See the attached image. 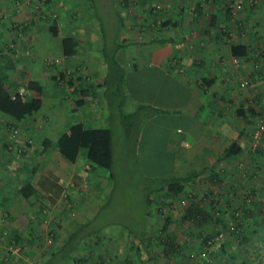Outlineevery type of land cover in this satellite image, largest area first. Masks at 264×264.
Returning <instances> with one entry per match:
<instances>
[{
	"label": "crops",
	"instance_id": "0c3cea01",
	"mask_svg": "<svg viewBox=\"0 0 264 264\" xmlns=\"http://www.w3.org/2000/svg\"><path fill=\"white\" fill-rule=\"evenodd\" d=\"M226 1L170 0L167 3L159 0L160 3L154 6L144 2L140 20L143 23L141 26L146 30L142 29L138 32L137 43L140 47L138 48V62H129L128 66L133 70L138 69L140 75L145 77L150 75L154 80L150 83L139 82L137 86L138 104H151L154 107L152 115L158 119V124L163 128L161 142L155 143L156 149L159 148V151H156L159 159L154 161L149 169L158 170L159 176H191V180L184 183L182 192L185 195L196 193L200 196L203 193V196H209L201 201L203 207L205 201L214 197L216 193L222 197L224 205L226 203L235 207L239 204L243 212L242 217L246 219L244 229L250 230L249 234H254L256 232L255 228H252L254 219L264 208V136L257 151L249 149V136L257 116H264V0H244L238 11V27L231 28L227 34H221V25L225 22ZM5 5V0H0V8ZM164 7H169V14L159 17L158 23L153 22V18H149V12L151 11V14L157 11L161 13L165 10ZM196 8L199 9L198 12ZM31 14L29 12L26 14L23 12L22 16L10 14L7 23L0 22V67L1 69L9 68L15 77L18 70H23L26 80H36L31 77V70L35 67L37 71L40 70L41 64L34 60L41 57L38 53L42 54L46 49L51 52L50 44L46 46L45 42L40 41V37L35 35L37 28L29 17ZM29 19H31L30 22ZM27 22V29L24 31L27 34L26 37L25 35L24 38L17 37L19 47L16 43L13 48L4 50L3 47L7 43H4V39L15 36L14 28L25 25ZM150 23H155L153 27L155 34L148 30ZM48 42L50 43V40ZM234 45L242 46V55L233 54ZM52 48L57 49L61 58L70 57L63 55L60 49V39L57 46L53 44ZM24 50H30L31 56H26ZM78 52L72 56H76ZM233 57L238 58L237 63L233 62ZM117 58L128 60L125 54H118ZM61 73L59 72L58 76H61ZM95 75L100 76L98 73ZM243 78L247 79L246 85L240 84ZM92 84L79 86V90L80 87L89 86L83 89L84 101L80 105L76 102L75 107L80 109L81 113L87 114L91 110L89 108L92 106L86 105L85 101L88 95L93 96L94 94L90 90L97 88H90ZM73 87L75 86H70L68 89L71 90ZM17 90L26 92V89H21V86H18ZM81 91H78L79 97ZM44 102L41 97L40 106ZM46 104L51 105L52 103L47 102ZM249 109L251 112L248 111ZM37 112L19 121H14L0 113V141L5 133L3 128L8 124L13 131L16 130L17 134L16 138H11V144L23 147L20 153L16 154L15 150L11 151L9 158L6 149L0 147L2 157L0 168L2 164L8 166L10 174L13 175H10L13 178L9 186L3 185L4 182L9 181V178L4 177L0 169V188L8 187V191L0 189V229L8 227V230L15 233L21 228L26 233L30 231V227H27L28 224L24 221L29 213H34V216H37V213L38 216L42 215L38 208L14 218H8L5 215L1 205L2 198L11 194L15 189L17 179L23 178L29 181L34 190L30 201L43 207L44 209H41L43 215L46 213L48 217L55 214V208L56 211L59 210L58 214L61 216L72 218L75 221L73 215L77 211L75 210L76 204L86 201L83 198L87 195L86 191L85 193L81 191L84 195L79 197L69 195V188L75 193L73 188L76 185L73 186V182L69 183V181L76 174L77 169L73 166L67 167L56 148L42 147L41 139L46 136L54 138L51 134L45 135L44 132H38L36 136L40 139L37 147L34 145L35 140L31 144L26 143L25 139L30 138L37 128L34 122L38 115L39 118L45 119V113ZM90 115L92 116L91 112ZM107 121L109 122L108 119ZM69 122L62 127L61 132L67 131ZM108 127L111 130V127ZM3 141H6L5 137L0 142L1 145H4ZM231 141L236 142L237 151L221 158V154ZM33 154L37 156L35 160ZM7 160L10 161L6 162ZM83 167L90 168L87 162ZM159 169L164 171H159ZM61 173L65 174L64 182H62ZM214 173L217 174V179L213 177ZM85 174L80 172L79 175L77 174L78 178H73L74 182H78V186L83 189L87 186ZM221 177L223 184H221ZM12 182H15L16 186ZM96 183L97 181L94 185ZM60 193L65 196L61 198ZM161 195L162 192L150 193V205L143 208V222L138 229L139 232L137 230L123 232L117 228L110 230L109 233H101L99 237L90 233V240L83 246H79V242L74 249L81 247V250H86L90 247L91 250L104 251L107 257L105 259L102 256L96 258V261L92 260V264H208L205 247L198 235L210 230L212 223L208 220L201 225H196L189 219L182 218L183 207L175 213V216H171L172 213L169 210L167 212V216L170 217L167 228L173 236L176 252L170 257L162 255L161 240L158 236L161 216L159 212H154L152 206L153 204L156 207L157 201H161ZM166 200H170L169 205L167 204L168 209L178 201L180 202V199L169 196ZM180 203L184 206L187 200H182ZM61 204H64L63 209L60 208ZM33 206L31 204V207ZM51 207L54 208L51 209ZM67 208H71V212H66L69 210ZM223 217H228V210L225 207H223ZM3 219L8 222V226L3 225ZM66 224L67 222L64 225ZM74 224L76 222L67 224L68 229L64 228L63 231L66 230L64 234L55 233L56 239L53 238V240L56 241L51 251L60 248L63 240L72 232L69 226ZM25 232H21L20 236ZM132 233H137L139 239L131 238ZM244 233L247 232L244 231ZM81 234L88 233L84 231ZM225 239L222 240L224 249L228 244ZM238 247L239 254L245 255V249ZM256 249L258 247L253 249L254 252ZM249 250L251 254L252 250L250 248ZM48 256L41 255L39 264H55V261L48 260ZM240 259L242 257L236 264H240L238 263ZM71 261L72 264H78V262ZM222 262L217 263L223 264ZM58 264H60L59 261Z\"/></svg>",
	"mask_w": 264,
	"mask_h": 264
},
{
	"label": "rangeland",
	"instance_id": "374dc122",
	"mask_svg": "<svg viewBox=\"0 0 264 264\" xmlns=\"http://www.w3.org/2000/svg\"><path fill=\"white\" fill-rule=\"evenodd\" d=\"M162 1L167 3L170 2V0ZM144 2H148L154 6V4H158L159 0H78V2L76 0H5L6 5L3 8L2 6L4 4L1 6L0 22L7 23V18L11 15L22 16L23 12H25V14L26 12L32 13L29 17L37 28L35 35L39 36L40 41L43 40L46 46L50 44L51 47V52H48L46 49L44 53H38V55L41 56L40 58L37 57L34 59L41 64V67L39 66L40 70L37 71L36 67L31 70V77L41 84V97H43L45 101L37 110V113H45V119L39 118L38 115V118L35 119L34 122L37 128H35L30 138L25 139L26 143L31 144L32 141L35 140L34 145L37 147L39 146L37 142L40 139L36 136L38 132H44L45 135L51 134V136L55 138L57 136L55 133L59 134V132L62 131V127L69 121V123L82 121L86 126L111 127L113 153L112 177L108 175L107 169L101 167L85 169L83 165L87 161L83 156L82 149L79 150L73 162H68L61 158L67 167L73 166L77 169L75 172L76 174L73 175L74 179L78 178L77 176L80 172L82 174L86 173L84 175L86 180L85 184L87 185L86 189L79 187V183L74 182L75 180L71 177L69 183L73 182V186H76L73 188L75 193L71 192L69 188V195L79 197L80 195H84L86 191L89 197L86 195L87 197H83L86 201L76 204L75 210L77 211H75L73 215L75 221H73L72 218L61 216L58 214L59 210L56 211L54 207H51V209L54 208L55 213L52 217H48L46 213L43 215V211L40 209L41 206H37L35 202H32V206L35 205L31 207L30 210L38 208L42 215L38 216L37 213V216H34V213H29L26 216L24 221L28 224L27 227H30V231L26 233L21 228L15 233L10 229L8 230V227L0 229V259L4 261V264H39L42 258L41 255L48 256L51 252H54L51 250L53 248L52 245L56 241L53 240V238L56 239L55 233L57 232V234H59L58 232H61L64 234L68 229L66 225L72 224L73 222L77 224L70 225V231H74L76 227L83 225L81 226L83 227L81 233L90 231L95 237H99L101 233H109L110 230H116L117 228L123 230V232H127V230L131 232L137 230V232H139L138 229H140L141 223L143 222L144 193L148 190L147 188L156 181L155 177L160 175L158 170L149 169V167H151L154 161L159 159L156 152L159 151V148L156 149L157 146H155V143L161 142L163 128L158 124V119L152 115L153 106L149 103H144L145 106L141 107L136 115V117H138L140 113L139 129L135 134V136L137 135L139 137H137L135 141V136L133 134V136L127 134L123 130V126L119 122L120 114L116 109L115 103H112V108L110 109L109 106H106L105 99L102 95L106 91L108 93V90L113 89L114 85H116L115 81L117 77L114 72L115 68L111 62V56L114 52L113 48L117 43H120L121 47L116 50L115 58L123 72L121 75L122 82L119 86L124 93L126 92L125 99L123 100L124 103L120 110L122 111V116L124 113L135 108L138 104V83L154 82L150 75L147 77L140 75L138 69L133 70L128 66L129 62H138V48H140L137 43L139 36L138 32L142 31V29L146 30L141 26L143 23H141L140 20L142 19L141 12ZM164 8L165 10L161 13L157 11L151 14L150 11L149 18H153V22L156 21L158 23L157 20L159 17L161 18L169 14V7ZM53 22L57 26L56 34H52L49 29V25ZM154 26L155 23H150L149 25L148 30H150L152 34L154 33ZM19 30L18 28L17 30L15 29V36L5 38L4 43L10 42L13 46L16 45V43L18 45L19 39L17 37L20 38L22 35V32ZM67 34L73 35L76 38L79 52L76 56L61 58L60 55H58L57 49L53 50L52 47L53 44L57 46L60 36ZM49 40L50 43L48 42ZM12 45L9 46L13 48ZM5 49L9 50L7 46L4 50ZM118 54H125L128 60L117 58ZM25 55L31 56L30 50L26 51ZM63 63H65V65H63ZM36 66L38 67V65ZM59 72H62L61 76H58L60 75ZM95 73L107 78L108 87L106 91H103L101 86L97 87L95 90H90V92L94 91L95 95H88L85 102L86 105L92 106L89 108L91 110H89L87 114L81 113L80 109L75 107L77 106L75 100L79 97V86L82 84L89 85V83H94L97 77ZM243 79H241L240 82ZM70 86L75 87L70 90L68 89ZM21 89L24 90V87L21 86ZM26 92L28 91L26 90ZM47 102L52 104L47 105ZM41 120L43 122H39ZM38 128L40 129L38 130ZM3 129L5 133H3L4 135L0 142H2L4 137L6 141H3L4 145L0 144V147L6 149L8 158L11 151L15 150L16 154L23 151L22 145L13 146L11 144L12 139L17 137L16 130L13 131V128H10L8 124ZM250 144L249 136V145ZM0 158L2 157L0 156ZM36 158L37 156H34V160ZM9 161L10 160H7L6 162ZM38 165L41 166L40 164ZM28 166L29 168L32 167L31 164ZM5 167L6 166L2 164L0 168L1 173L4 177H8L9 181L7 183L4 182L3 185L9 186L10 180L13 177L10 176L12 174H10L8 166ZM61 171L63 170L61 169ZM159 171L164 170L159 169ZM157 173L159 174L155 175ZM64 175V173H61L62 182L65 180H63ZM59 181L61 180L59 179ZM95 181H97V183L94 185ZM12 184L16 186L15 182H12ZM7 186L0 189L8 191ZM81 191L84 193H81ZM60 195L61 198L65 196L61 193ZM55 199H57V197ZM180 202L175 203L169 209L164 208L163 213H161L162 210H158L152 204L154 212L160 213L161 219H159V224L162 218L165 217V215L167 216L168 210L172 213L171 216H175V213L181 210L183 205H181L182 203ZM63 205L64 204H61V209L64 208ZM50 206H52L51 203ZM229 207L230 206L227 208L228 210ZM67 209L69 210H66V212H71V208ZM2 222L4 226H8V222H6L5 219H3ZM65 222H67L66 225H64ZM253 224L254 227L252 228L256 230L254 234H249L250 230L243 229V231L247 232L245 233L247 238L243 243L237 241L235 236L228 238V234L225 233L219 241L221 242L226 238L225 240L228 244L224 251H221L220 248L209 249L210 252L205 249L206 262L208 264H218V261L222 262V260H224H221V256L234 253L236 255L234 259L226 256L227 259L225 258V264H236L241 257L238 246L245 249L244 253H248L247 258L250 254V248L252 250L251 256L255 259V256H253V249L256 247H261L259 253L263 256L264 251L260 238L264 231V208L257 214ZM64 228H66L65 231H63ZM21 232H25L24 235L22 234V236H20ZM9 234L14 236L16 234L20 236V238L14 241L12 238L8 237ZM77 235H81L79 246H83L84 243L90 240L88 235ZM133 235V233L130 234V237H134ZM10 244L12 245L11 248ZM15 246H17V249H14ZM80 248L78 249L77 247L73 249L67 256L57 260L55 264H58V261L60 264H72L71 260H73V263L78 262V264H92V260L96 261V258L102 256V258L105 259L107 257H105L104 251L91 250L90 247L86 250H81ZM51 259L53 260L54 258Z\"/></svg>",
	"mask_w": 264,
	"mask_h": 264
},
{
	"label": "trees",
	"instance_id": "16d2710c",
	"mask_svg": "<svg viewBox=\"0 0 264 264\" xmlns=\"http://www.w3.org/2000/svg\"><path fill=\"white\" fill-rule=\"evenodd\" d=\"M78 2V0H76ZM230 0H227L225 2L224 6V13H225V22L223 25H221L222 30L221 34H227L229 33L231 28L238 27V20L232 21L229 17V10L227 6V2ZM244 1V0H243ZM243 4V3H242ZM197 12L199 9H197ZM1 18V16H0ZM31 19H29V22ZM28 22L25 25H20L18 27H15L14 29L21 31L22 35L21 37L24 38V35L26 37V32H24L27 29ZM49 29L52 34H56L57 26L53 22L49 25ZM221 29V28H220ZM12 45L10 42L6 43L7 49H11L12 47L9 46ZM4 46L3 48H5ZM9 46V48H8ZM13 46V45H12ZM14 47V46H13ZM60 49L65 56H72L75 55L78 51L77 48V40L73 35L67 34L63 35L60 38ZM121 47L120 43H117L115 47L113 48V55L111 56V62L114 66V72L116 75V85H114L113 89H109L108 93L106 91L108 87V81L105 76H97L95 78L94 83L91 85V88L94 87H102L103 91H106L103 93V97L105 99L106 106L111 109L112 103H115L116 109L118 110V113L120 114V124L123 126V130L127 134H133L135 136L137 130L139 129V116L136 117L138 110L145 106V104H137L135 108L129 110L127 113H124L122 116L121 106L123 105V100L125 99L126 92L124 93L123 90L120 88V83L122 82V71L118 64V61L115 58L116 50ZM25 52L27 50H24ZM236 56L242 55V46L240 45H234L232 50ZM242 53V54H241ZM136 68V66H135ZM79 78V77H78ZM18 86H23L24 89L28 91L21 92L17 90ZM89 87V86H87ZM117 88V89H116ZM83 89H87L86 87H80L81 96L76 98L77 104H81L84 99L82 95L85 93L83 92ZM95 94V92L93 91ZM41 95H42V87L41 84L38 83L36 80L31 79H25V72L23 70H18L17 76H13L9 70L7 69H1L0 67V113L5 115L8 118L13 119L14 121H19L34 112H36L41 105ZM85 95V94H84ZM104 104V103H103ZM154 108V107H153ZM152 108V110H154ZM156 108V107H155ZM158 109V108H156ZM243 108H241L242 110ZM251 112V110H248ZM264 119L263 115H259ZM132 135V136H133ZM137 135L134 137L136 141ZM41 145L43 148L47 147H54L58 151L60 157L68 162H73L79 152L80 149H82L83 156L86 159L88 163V167H101L108 170V175L110 177L113 176L112 173V164H113V153H112V136H111V130L108 126L103 127H91L86 126L80 121H75L69 124L67 131H63L54 139H50L48 137H44L41 139ZM260 143V142H259ZM250 147V145H249ZM259 144L256 145L254 148H251V151H257L259 148ZM238 149V146L235 141H231L230 144L226 147L224 152L221 154V158L227 155L234 154ZM213 177L217 179V174L214 173ZM156 181L153 182L147 188L148 190L144 193V206L146 207L148 204L150 205V193L156 191V192H162V195L160 197L161 201H157L156 208L158 210H162L161 213H163V209L167 208L169 205L170 200H166V198L169 196L171 198H178L180 201L187 200V203L182 208V218H187L190 221H192L196 225H201L202 223H205V221H208L212 223V226L210 230L204 231V233L199 234L198 237L203 243V245L209 243L210 238L212 235H214L216 232H218V229H221V231L227 227L228 221L231 219H234V222H236L237 229L234 230H227L224 231V234L222 237L226 234H228V237L235 236L237 238V241L244 242L246 240L245 233L243 231L244 226H246V223L244 224V221H246L245 217H242L243 212H241V207L239 204L235 207H232L231 205H225L223 202H220L222 200V197L219 195V193H216V195L209 200L203 201L205 204L204 207L201 204L202 200L205 198H208L209 196L204 195L203 193L200 196H197L196 193L194 194H186L182 192L184 189V183L188 180H191V176H156ZM223 181V178L221 177V184ZM17 186L15 189L11 192V194L6 195L2 198V207L4 208V213L8 218H14L17 215L20 214H27L31 209L32 202L30 201V196L34 193L33 188L29 181L26 179H19L16 181ZM222 189V187H221ZM245 199V197H244ZM179 202V201H178ZM168 204V205H167ZM158 205V207H157ZM229 207V210L227 209ZM223 207L228 210V217H223ZM40 209H44L43 207H40ZM210 211H212V214H210ZM244 213H246L245 210H243ZM237 213V215H236ZM212 215V218H211ZM170 221V217L166 216L162 218L161 223L159 224V231L158 236L161 240V248H162V255L165 257H170L175 251L173 236L170 235V232L168 230V224ZM77 224V223H76ZM76 226V225H75ZM83 225H79L75 228L74 231H72L66 238L63 240L60 248L58 250L51 252V254L48 256V260L52 262H56L57 260H60L61 258L65 257L73 251L74 247L80 242L81 240V227ZM243 227V228H242ZM87 232V231H86ZM88 234H84L85 236L90 235V231L87 232ZM76 235V236H74ZM137 233H134V237H131L133 239H139V235ZM9 238H12L14 241L20 238V236L9 234ZM131 242H133L131 240ZM260 242L262 245V249L264 251V231L262 232ZM224 242H219L218 246L216 248H221V251H224ZM261 247L253 251V256H255V259L253 257L248 256L247 254L242 255V259L238 263L242 264H264V255L259 253V250ZM209 251V250H206ZM210 252V251H209ZM207 252V253H209ZM218 255V254H217ZM56 256V257H54ZM209 256V255H208ZM226 256L232 257L234 259V256H236L234 253L227 254ZM226 256H221V260L224 259L222 263L225 264L226 262ZM51 258H54L53 260ZM226 258V259H225ZM0 264H4V261L0 259ZM47 264V263H45ZM229 264V263H228Z\"/></svg>",
	"mask_w": 264,
	"mask_h": 264
},
{
	"label": "built area",
	"instance_id": "2783aa9c",
	"mask_svg": "<svg viewBox=\"0 0 264 264\" xmlns=\"http://www.w3.org/2000/svg\"><path fill=\"white\" fill-rule=\"evenodd\" d=\"M243 3V0H230L229 2H227V6H228V10H229V17L230 19L234 22L237 21V17H238V11L241 8V5ZM233 62L237 63L238 62V58L237 57H233ZM241 85H246L247 84V80L243 79L240 82ZM264 136V119L260 116H257L256 121L254 123L253 128L250 131V147L254 148L256 145L259 144V142L261 141V139ZM237 215V213H236ZM236 230L237 226H236V222H234V219H231L230 221H228L227 223V227L225 228V232L227 230ZM224 231L221 229H218V232H216L214 235H212V237L210 238L209 243L204 245V249L209 250V249H215L220 241L221 236L223 235ZM12 247V245L10 244V248ZM14 249H17V246H15ZM13 250V248H12ZM204 254V252H203Z\"/></svg>",
	"mask_w": 264,
	"mask_h": 264
}]
</instances>
